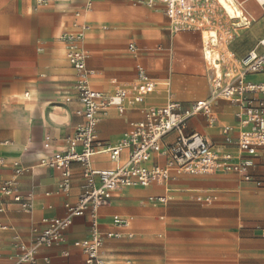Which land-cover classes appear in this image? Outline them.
Returning a JSON list of instances; mask_svg holds the SVG:
<instances>
[{
  "label": "crops",
  "instance_id": "obj_1",
  "mask_svg": "<svg viewBox=\"0 0 264 264\" xmlns=\"http://www.w3.org/2000/svg\"><path fill=\"white\" fill-rule=\"evenodd\" d=\"M86 1L51 0L41 5L36 0H0V159L5 162L0 166V183L14 176L13 164H18L22 168L17 178L20 191L30 195L32 204L31 211L25 212L5 201V211L0 212V264H13L19 255V245H31L34 230L41 229L44 220L67 216L65 205L76 203L81 194L80 165L70 166V189L64 192L60 188L62 170L43 164L52 154L65 149V138L82 122L76 115L80 108L75 98L77 76L60 39L63 34L87 28L79 47L86 56L87 68L97 74L90 80L93 89L105 95L117 89L128 92L124 112L108 108L98 115L97 138L106 146L117 145L130 123L142 119L146 108L163 107L172 101L185 107L207 101L211 97L213 75H220L222 81L231 76L228 73L223 80L221 69L213 70L203 58L208 46L203 36L207 32L211 34L206 27L211 18L219 16L217 7L221 9L217 0H210L208 22L202 31H181L182 43L175 41L173 26L158 2L152 9L146 5L148 0H91V8L83 15ZM234 4L241 15L235 19L226 15L228 21L220 27L232 36L228 53L239 62L264 38V6L258 0H234ZM232 20L236 22L230 23ZM241 21L246 29L234 32L230 24L241 27ZM197 32L201 35V56L212 73L208 72L206 81L194 84L191 68L177 64L174 54L187 52L192 44L188 36H198ZM129 41L134 44L130 45L133 46L132 56L125 49ZM137 65L155 82L154 92L140 105L132 101ZM157 65L162 68L158 69ZM163 80L173 83L162 85ZM246 80L264 84V73L249 75ZM254 97L264 98V94ZM227 102L229 105L216 109L215 113L221 118L214 119L212 125L198 115L189 120L186 132L199 133L221 146V129L229 126L235 140L239 131L235 119L237 105ZM216 104L217 100L212 112ZM222 121L229 124L220 126ZM173 137L170 135L168 141ZM219 150L237 155L234 146H221ZM257 157L256 162L264 164V147L259 149ZM125 161L123 153L120 163ZM153 162L164 164L159 158H154ZM116 165L106 154L92 158V168L96 170H111ZM209 175H231L242 181L231 173ZM256 175H262L260 169ZM188 176L172 171L166 184L123 188L113 194L109 206L99 211L101 231H116L111 223L115 215L128 220L129 224L120 238L104 240L99 254L101 264H264V238L261 237L264 203H247L249 199L262 200L264 192L244 193L238 198L226 193L213 197L209 189H188V185L195 182ZM174 180H180L183 185L174 187ZM156 196H165L168 201L151 205L149 198ZM205 198L209 202H205ZM235 199L242 201L236 207L229 204ZM213 202L218 204L211 205ZM241 213L244 218L239 224ZM148 214H155L153 221L143 220L142 216ZM161 221L168 234L165 240L161 239L159 231L153 230V222ZM148 222L150 228H144L143 224ZM89 226L88 217L74 218L63 243L37 248L36 264H46L45 258L49 264H85L84 256L73 251L71 245L87 238ZM65 252L68 254L64 255Z\"/></svg>",
  "mask_w": 264,
  "mask_h": 264
},
{
  "label": "built area",
  "instance_id": "obj_2",
  "mask_svg": "<svg viewBox=\"0 0 264 264\" xmlns=\"http://www.w3.org/2000/svg\"><path fill=\"white\" fill-rule=\"evenodd\" d=\"M51 0H36L44 5ZM264 6V0H258ZM158 2L164 16L177 30L199 31L208 22L210 0H148L149 8ZM91 8V0L83 6L84 15ZM87 28L84 27L83 31ZM83 31L65 33L61 41L65 44L67 59L75 70L77 82L75 98L80 108L76 115L82 122L73 134L64 140L65 149L55 152L43 164L50 169H61L60 188L64 192L70 189V166L78 164L82 168L81 194L74 204H67V216L51 218L42 222L41 229L34 230L31 245H19V255L13 264H36V251L39 247L51 248L65 241V234L72 221L77 217H88L90 226L87 238L72 243L71 249L85 258V264H101L100 249L105 239L120 238L122 231L128 227V220L117 215L111 219L116 231L102 232L99 211L109 206L113 194L123 188H147L153 184H166L172 171L186 175H209L215 172L231 173L243 182H251L264 188V164L256 162L257 153L264 147V98L254 97L264 94V84L248 82L249 75L264 73V38L257 47L239 60L240 71L237 76L227 81L213 75L211 78V97L207 101H198L185 107L177 102H169L163 107H149L143 110L141 120L132 122L128 131L115 146H106L97 138V126L101 111L114 108L119 113L125 111L128 92L117 89L105 95L90 86V80L96 78L94 70L87 68L86 56L79 44ZM133 50V46L129 47ZM103 81L102 78H98ZM155 90V82L145 69L136 66V84L132 101L140 105ZM233 102L237 105L235 119L239 126L236 139L231 136L232 128L221 129L222 147L234 146L237 155L221 153L219 148L199 133H187V124L195 116H204L212 125V105L218 100ZM173 139L168 141V137ZM48 141V137L45 139ZM126 161L120 163L122 154ZM106 154L117 165L111 170L92 168V158ZM164 160V164L154 163L153 159ZM5 162L0 159V166ZM14 176L0 183V212L5 211V201L17 205L21 210L30 212L32 204L30 195H24L17 181L22 172L18 164ZM261 170L262 175L256 172ZM201 201V198H197ZM149 201L165 204V196L150 197ZM209 202L208 198L204 199ZM264 238V230L261 231ZM68 253L65 252L64 255ZM49 264L47 258L44 259Z\"/></svg>",
  "mask_w": 264,
  "mask_h": 264
},
{
  "label": "rangeland",
  "instance_id": "obj_3",
  "mask_svg": "<svg viewBox=\"0 0 264 264\" xmlns=\"http://www.w3.org/2000/svg\"><path fill=\"white\" fill-rule=\"evenodd\" d=\"M220 6V5H219ZM218 11L219 16H215L213 18H211L210 24L206 27L207 31H211V34H216L215 32H217V36L215 41L216 46V50L213 48V50L215 51H219L218 53H220V61H218L221 65V72H222V76H223V80H225L226 74L230 73L231 76L228 77V79L234 78L235 76L238 75L239 71H240V66H239V62L234 60L231 55L228 53V42L230 41L231 37L229 32L223 28L221 29V24L223 25V23L228 21V18L226 17V14L219 8L217 7L216 9ZM239 10V15L238 17L241 15V10L238 8ZM236 22L235 20L230 21V23H234ZM241 23V27H236V26H232L234 32H238L239 30L242 29H246L245 26H243V22H239ZM263 25L262 21L260 23V27ZM251 28V27H249ZM256 28V26H255ZM202 31V30H201ZM173 33L175 35V41H178V43H182V41L180 40L181 36H179L182 32L181 30H177L176 28L173 27ZM198 36H188L189 39L192 40V44L188 47V51L187 52H176L175 55V59L177 61V64H180V66L183 65V67H189L191 68V75L194 79V84L196 83H200L202 81H206V77L209 74L212 73V70L208 71V66L207 63L203 60L202 56H201V48H202V42H201V35L200 32H197ZM209 34V32H207V35H211ZM258 40L255 42V45L257 44ZM130 45H134L132 42H127L125 45V49L127 51V53L132 56L133 52H131V50L129 49ZM136 47V46H135ZM138 49V48H137ZM138 50L136 51V54H138ZM176 67V66H175ZM157 68L160 69L162 67H160V65H157ZM168 78V77H167ZM164 82L162 83V85L164 83H173L172 80H163ZM132 83V82H130ZM133 84V83H132ZM125 89L129 90L130 92L133 91V89L131 88H127L124 87ZM163 89H166V86L162 87ZM229 105V103L225 100H221L218 99L217 100V104L216 106H214V110L212 112V117L215 119V121H217L218 118H221L219 115H217L215 113V111L218 107L222 106V105ZM129 107H132V105H128ZM112 111V110H111ZM103 112V111H101ZM235 111H233L234 113ZM229 123L226 121H222L220 122V126H224V125H228ZM215 131L217 129H214ZM189 178H192L193 180H195L194 184L188 185V189L190 188H201L202 189H209L211 192L210 194L214 197L215 194H219V193H226V194H232L235 195V198H238V196L243 195L244 193L247 194H257L258 192H264V188L258 187L255 184H249L243 181L238 180L236 177L231 176V175H189ZM209 180H213L214 182L212 183H206V181ZM180 180L177 181H173V186L174 187H178L183 185L181 183ZM198 181H202L203 183H197ZM219 182H221L222 184H219ZM258 202V203H264V198H262V200H252L249 199V201H247V203H252V202ZM151 202V201H150ZM239 202L242 201H238L235 199V201H233L232 203H229L230 205H234L235 207L238 205ZM151 205H153L154 203L151 202ZM218 203H212L211 205H216ZM154 216L155 214L151 215H144L142 216V218H144L143 220L147 219L150 220L152 219V221L154 220ZM243 214L241 213V215L239 216V224L240 222L243 221ZM134 221V226H135V220ZM250 222H244V224H249ZM144 228H150L149 222L147 225L143 224ZM165 228V223L164 221H161V223L157 224L155 222H153V230H157L162 234L161 239H166L168 237V234L166 233ZM211 231V230H210ZM212 232V231H211ZM161 255V253L159 254ZM155 264H160V263H155Z\"/></svg>",
  "mask_w": 264,
  "mask_h": 264
},
{
  "label": "bare ground",
  "instance_id": "obj_4",
  "mask_svg": "<svg viewBox=\"0 0 264 264\" xmlns=\"http://www.w3.org/2000/svg\"><path fill=\"white\" fill-rule=\"evenodd\" d=\"M218 4L220 5L223 12L230 18L235 19L239 15V10L234 4V0H217ZM215 36L213 34L207 35L204 34L203 40H205L208 44V46L205 47L203 58L212 65L213 70H220L221 65L218 64L217 61H220V54L213 50L214 47H216L215 44ZM231 74L229 73V76ZM218 77H221L220 75H216Z\"/></svg>",
  "mask_w": 264,
  "mask_h": 264
}]
</instances>
